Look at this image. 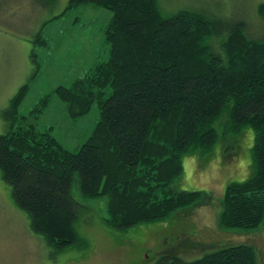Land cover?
<instances>
[{"label":"trees","instance_id":"trees-1","mask_svg":"<svg viewBox=\"0 0 264 264\" xmlns=\"http://www.w3.org/2000/svg\"><path fill=\"white\" fill-rule=\"evenodd\" d=\"M159 3L69 0L67 12L85 4L112 12L108 59L43 96L29 115L19 114L34 74L5 109L15 118L0 134L1 177L53 256L87 244L77 229L76 182L85 200L106 201L104 221L117 231L169 220L206 200L202 191L173 185L186 154L213 151L218 123L232 147L246 127L255 133L253 173L227 186L219 226L251 231L264 225V1L240 5L230 16L196 9L165 15ZM53 94L76 120L99 107L100 119L77 151L52 128L39 127ZM156 264L260 263L257 249L241 243L195 260L164 254Z\"/></svg>","mask_w":264,"mask_h":264},{"label":"rangeland","instance_id":"rangeland-1","mask_svg":"<svg viewBox=\"0 0 264 264\" xmlns=\"http://www.w3.org/2000/svg\"><path fill=\"white\" fill-rule=\"evenodd\" d=\"M159 1L165 15L196 9L230 16L240 5L264 0ZM68 4L69 0H0V134L9 131L15 118L5 109L34 74L19 114L29 115L43 96L59 86H71L97 61L108 59L105 28L112 12L94 4L67 12ZM99 119L97 104L85 117L71 118L67 104L53 94L37 121L40 129L52 128L63 145L77 151ZM217 129L220 138L213 151L186 154L183 174L173 185L176 191H202L206 195L203 203L185 208L166 221L117 231L104 221L106 201L85 200L76 182L73 193L80 203L77 229L87 244L69 247L56 256L45 238L31 230L29 214L13 201L11 187L0 172V264H156L164 254L195 260L241 243L252 244L259 263L264 264V225L251 231H225L219 226L227 186L245 181L253 173L254 130L246 127L232 147V140L223 136L221 123Z\"/></svg>","mask_w":264,"mask_h":264},{"label":"crops","instance_id":"crops-1","mask_svg":"<svg viewBox=\"0 0 264 264\" xmlns=\"http://www.w3.org/2000/svg\"><path fill=\"white\" fill-rule=\"evenodd\" d=\"M220 216V215H219Z\"/></svg>","mask_w":264,"mask_h":264}]
</instances>
